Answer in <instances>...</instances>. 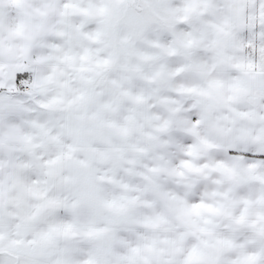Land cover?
I'll use <instances>...</instances> for the list:
<instances>
[{
    "label": "snow or ice",
    "instance_id": "1",
    "mask_svg": "<svg viewBox=\"0 0 264 264\" xmlns=\"http://www.w3.org/2000/svg\"><path fill=\"white\" fill-rule=\"evenodd\" d=\"M0 264H264V0H0Z\"/></svg>",
    "mask_w": 264,
    "mask_h": 264
}]
</instances>
